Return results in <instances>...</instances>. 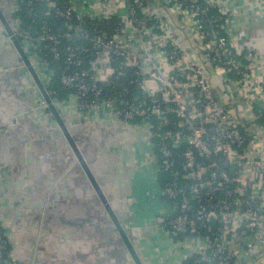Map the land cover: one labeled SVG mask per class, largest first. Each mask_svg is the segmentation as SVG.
<instances>
[{
    "label": "built area",
    "instance_id": "built-area-1",
    "mask_svg": "<svg viewBox=\"0 0 264 264\" xmlns=\"http://www.w3.org/2000/svg\"><path fill=\"white\" fill-rule=\"evenodd\" d=\"M143 1L13 0L9 26L44 88L59 72L80 115L107 110L147 130L151 165L165 179L151 197L162 205L159 227L184 248L194 242L184 264H264L259 55L237 42L216 0ZM38 6L47 18H37ZM160 9L187 35H164ZM22 10L32 17L27 30L13 17ZM111 16L122 22L114 35L104 28ZM121 80V93H102L101 84ZM0 264H21L1 224Z\"/></svg>",
    "mask_w": 264,
    "mask_h": 264
},
{
    "label": "crops",
    "instance_id": "crops-1",
    "mask_svg": "<svg viewBox=\"0 0 264 264\" xmlns=\"http://www.w3.org/2000/svg\"><path fill=\"white\" fill-rule=\"evenodd\" d=\"M13 0H0L10 23ZM232 35L259 55L264 75V0H216ZM0 22V224L21 264H134L91 183ZM60 117L96 178L142 264H181L159 227L157 179L143 126L107 110L80 115L75 101Z\"/></svg>",
    "mask_w": 264,
    "mask_h": 264
},
{
    "label": "water",
    "instance_id": "water-1",
    "mask_svg": "<svg viewBox=\"0 0 264 264\" xmlns=\"http://www.w3.org/2000/svg\"><path fill=\"white\" fill-rule=\"evenodd\" d=\"M0 22L4 28L3 36L9 38L12 45L15 47L19 56L21 57L24 65L26 66L29 73L31 74L33 81L35 82L40 94L42 95L44 101L46 102L50 113L52 114V116L56 120L58 127L62 131V133L65 136V138H66L69 146L71 147L74 155L76 156V159H77L78 163L80 164V167L82 168L83 172L85 173L86 177L88 178L89 182L91 183L94 191L96 192L102 206L104 207L107 215L110 218V221L112 222L116 231L118 232L120 239L122 240V242H123L128 254L130 255L133 263L134 264H142L140 258L138 257V254L136 253V251H135L131 241L129 240L122 224L120 223L117 215L113 211L111 205L109 204L108 200L106 199L105 195L103 194L96 178L92 174V172H91L90 168L88 167L87 163L85 162L83 156L81 155L80 151L76 147L74 140L72 139L70 133L68 132L66 125L64 124L62 118L60 117V114H59L58 110L56 109L55 104L53 103L52 98L50 97V95L48 94L46 89L44 88L41 80L39 79L38 75L36 74V72H35L32 64L30 63L28 57L23 52L22 48L20 47L19 42L17 41V39L13 35V33L10 29V26H9L4 14L2 13L1 9H0Z\"/></svg>",
    "mask_w": 264,
    "mask_h": 264
},
{
    "label": "trees",
    "instance_id": "trees-1",
    "mask_svg": "<svg viewBox=\"0 0 264 264\" xmlns=\"http://www.w3.org/2000/svg\"><path fill=\"white\" fill-rule=\"evenodd\" d=\"M205 1L206 0H200V3L202 5H205ZM140 6H145L143 0L140 3ZM140 6L135 5V8L139 9ZM37 12H38L37 18H39V19L40 18H47V16H44L43 14H41V7L40 6H38ZM216 13H217L216 10H211L210 15H213ZM13 17L18 18L21 21L20 27L22 30H27V28L31 25L32 17L27 16L23 10L19 11L15 15H13ZM11 20H12V16H11ZM109 22L107 24L106 23L104 24V28L108 32V34L114 35V34L118 33L122 27L121 20L116 16H111ZM151 23H153V21ZM55 24L61 25L62 21L57 20L55 22ZM50 68L53 69V71H54V69H56L54 66H51ZM85 68H87V67H85ZM100 87H101L102 93L104 95L113 96V95H117L123 91V89L126 87V81L121 80L120 82H117V83L112 82L110 84H104V85L101 84ZM127 87H128V85H127ZM45 89L50 94V97L52 98V100L56 104L67 103L70 100V96H72V93L62 89V86L60 83V73L56 72V71L53 72V76L51 77V80L49 81V83L47 85H45ZM129 90L134 94H137V91H138L137 88H133V87H130ZM255 115H261L260 117H258V121H259V124L264 128V110L263 109H258V110L256 109ZM154 170H155V168H154ZM156 179H157V186H156V189H157L158 186H160V184L165 181V179L160 180L157 178V176H156ZM155 192H156V190L154 191V193ZM153 202H156L158 205H160L159 202H157L155 200ZM160 206H162V205H160ZM172 241L175 242L176 240H172ZM190 261H191V258H186L185 260H183L181 262V264L189 263Z\"/></svg>",
    "mask_w": 264,
    "mask_h": 264
},
{
    "label": "rangeland",
    "instance_id": "rangeland-1",
    "mask_svg": "<svg viewBox=\"0 0 264 264\" xmlns=\"http://www.w3.org/2000/svg\"><path fill=\"white\" fill-rule=\"evenodd\" d=\"M158 13L160 14V17L163 21H166V30L165 28H163V34L166 35V33L172 34V36H176L177 40H181L184 35H187V31L185 28L184 23L181 20H178L174 17V16L169 10L164 9V11L162 12V10H158ZM175 38V40H176ZM180 42V41H178ZM2 226V224H1ZM5 230V229H4ZM6 232V231H5ZM7 235V234H6ZM7 240H8V236H7ZM172 248L176 251V252H181L183 251V246L181 244H175V246L172 245ZM10 256L12 258H14L15 260H17L12 253H10Z\"/></svg>",
    "mask_w": 264,
    "mask_h": 264
},
{
    "label": "flooded vegetation",
    "instance_id": "flooded-vegetation-1",
    "mask_svg": "<svg viewBox=\"0 0 264 264\" xmlns=\"http://www.w3.org/2000/svg\"><path fill=\"white\" fill-rule=\"evenodd\" d=\"M9 15H11V8L9 9ZM9 24V22H8ZM7 38V37H6ZM9 40V38H7ZM10 41V40H9ZM11 42V41H10Z\"/></svg>",
    "mask_w": 264,
    "mask_h": 264
}]
</instances>
